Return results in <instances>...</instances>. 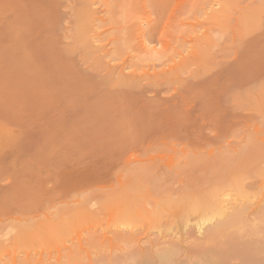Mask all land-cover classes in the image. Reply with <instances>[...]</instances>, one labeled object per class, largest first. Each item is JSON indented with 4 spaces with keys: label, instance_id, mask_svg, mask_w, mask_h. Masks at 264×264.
Wrapping results in <instances>:
<instances>
[{
    "label": "rangeland",
    "instance_id": "374dc122",
    "mask_svg": "<svg viewBox=\"0 0 264 264\" xmlns=\"http://www.w3.org/2000/svg\"><path fill=\"white\" fill-rule=\"evenodd\" d=\"M259 2L86 1L101 20L88 32L94 34L89 40L94 53L82 57L79 51L66 55L67 10L51 0H28L34 15L28 31L16 38L12 0H0V210L18 204L39 208L45 202L52 213L67 206L127 208L126 216L118 210L111 216H77L64 225L65 232L60 227L58 237L69 241L84 237L92 226L119 222L144 237L169 234L176 218L187 229L199 222L206 227L217 219L208 205L219 195L229 207L264 208V10L255 16L251 11ZM102 51L106 56L99 63ZM104 64L136 76L141 87L108 96L102 87ZM191 80L198 86L188 88ZM180 94L194 102H182ZM195 164L205 168L200 186L193 188L200 196L192 200L200 202L188 200L180 211L161 199L155 207L160 212H152V198L164 188L141 177L156 171L172 176ZM58 237L37 240L54 239L41 248L56 251Z\"/></svg>",
    "mask_w": 264,
    "mask_h": 264
},
{
    "label": "bare ground",
    "instance_id": "6f19581e",
    "mask_svg": "<svg viewBox=\"0 0 264 264\" xmlns=\"http://www.w3.org/2000/svg\"><path fill=\"white\" fill-rule=\"evenodd\" d=\"M51 1L54 3V5L57 8H63L67 10V17L64 20L66 27L63 30V38L66 40H70L71 42L66 47L67 48L66 55L68 54L70 56L78 51H79L78 52L79 55H81L82 57L86 56L87 54L88 55L93 54L94 49L93 47H91V44L89 45V42H90L89 40L93 39L94 34L88 35V32L93 33L94 30L96 31V29H94L93 27L98 26L99 24H96V23L99 22L101 19H99L98 17V12L96 10L91 9L86 4V1H89L92 5L93 1L95 0H51ZM143 2L145 6L146 4L145 0H143ZM11 6H12L11 7L12 14L14 17V21H13L14 23H13L12 30H13L14 36L18 38L20 34L28 31L31 17L34 14L32 13L33 14L32 15L30 13L28 0H12ZM250 8L253 9V7H250ZM3 9H4L3 5L0 4V14L4 12ZM263 10H264V0H260L259 5L254 7V9L251 11L253 12V15L254 14L259 15ZM218 14L217 16L219 17ZM247 18L249 19V17ZM95 35H97V33ZM102 52L103 54H100L101 56H99L100 58L99 60H101V58L106 56L105 55L106 53L104 51ZM94 58L96 59V57ZM100 62L102 63V60L99 61V63ZM105 67H107V65ZM111 68L109 66L107 67V72H106L107 75H105L104 73L105 77H103L104 82L102 83V87L108 96H113L115 93H118V92L120 93V92L126 91L125 93H129L131 90L134 91L141 87L140 80L136 76L132 74H131L132 76L122 74L123 71L116 73L114 72L115 69L112 70L113 68L112 69ZM191 81L193 82L188 83L187 85L188 88L191 85H195L198 82V80H195V81L191 80ZM182 83H185V82H182ZM153 84L158 85L156 84V82H153ZM101 88L99 87V89ZM190 91H193V90L190 89ZM262 92H264V88L262 89ZM119 93L117 95H119ZM192 93L194 94V92ZM123 96H124V93H123ZM184 96L182 95V102L186 101V99L189 100L191 98V97L186 98ZM189 96L193 97V95H189ZM112 98H114V96ZM99 99L101 100V98ZM102 99L105 101V98H102ZM179 99L181 98L179 97ZM191 99H194V98H191ZM100 100H99V103L103 101V100L102 101ZM106 100L110 102L109 101L110 98ZM192 101L189 100L190 103ZM108 102L104 104H110ZM102 107H104L103 104H102ZM119 120H122V119H119ZM122 121H124L123 123L125 124L127 122L126 120H122ZM119 122L120 121H118V124L120 126ZM125 124H123V127L126 125L128 127V124L126 125ZM123 130L124 128L121 131ZM124 134H126L127 136V132ZM203 168L202 166L195 164L193 165V168L187 169L183 173H175L173 174L174 176L165 174V172H162V171L161 172L156 171L152 173V175L150 173L149 176L147 174H146L147 176L143 175L144 177H141L142 181H148V182L150 181V183L155 182L157 186L160 185V186H163L164 188V192L159 191V193L163 195L155 196L154 198H152L153 199L152 212L153 211L154 213L156 211L157 213L160 212L159 211L160 208L158 207L159 210L158 209L156 210L155 207H157L161 199L164 200L165 203L161 200L164 203V205H166L167 201L170 202V205L172 203L176 204L177 208L180 211L182 209H186L187 206L190 205L186 203H190L193 201H194L193 203H195V200H198V197L200 196L199 195L200 191H198L199 194L198 192L197 194L194 192L197 191L196 189H198V187L200 186L197 183V180L199 179L198 180L199 182L200 180H202L201 177L204 175L203 173L205 169ZM213 178L214 177H211L210 179H213ZM134 179H136V177ZM175 181L177 184L176 188L170 187L172 183H175ZM150 185L148 183V186ZM197 185L199 186L197 187ZM161 188L159 189L161 190ZM193 188H196V189L194 190ZM126 191L128 193V190ZM210 194H207V195H210ZM196 195L197 196L199 195V196L194 197V199L192 200L193 198L192 196H196ZM35 197L36 196H34V199ZM92 197H94V195ZM128 197L130 196L128 195ZM38 198H40V196L37 197V199ZM51 198H52V194H51ZM64 198L66 199V197ZM218 198L217 199L215 198V201L212 200V203L209 202L211 201V199L207 200L209 202V205L208 203L207 205L212 208L210 209L211 211L212 210L214 211V212L212 211L214 215L216 213L217 219L211 222L210 224L208 223L209 225H207L206 227H203L201 224H199L200 223L199 222L196 224L193 223L195 225L192 226L193 225L192 224L191 225L192 228L190 226V229L188 228L189 229L188 230L187 226L185 225L181 227L176 222L178 220L176 218V221H175L176 226L172 223L174 227L170 226V228H168V232L171 231L169 234H166L167 233L166 230L165 231L163 230L165 234H162L164 232L161 231L160 234L159 232H157L158 234L154 237H152L153 235L152 236L145 235L144 237V235L142 234V232H140V230H138V228L128 229L126 227L121 226L123 225L121 222H119V224H121L119 226L114 225L113 227H111L112 226L111 225L110 226L111 229L110 227L108 228L106 227V225H103L101 223L105 227H102V225L101 226L99 225V227L92 226V229L90 228L91 230L87 228L88 231H86L87 233H85L86 235L84 237L82 238L78 237L77 239L71 238V240L69 241L65 240L66 239L65 236H64L65 239L58 237V235L62 231L60 227H62L65 232L64 225L65 224L67 225L68 222H71L77 216H80V215H81L80 219L83 218V216L90 217V218L91 217L97 218L98 216L103 217L105 214L111 216L118 210L117 207L116 208L114 207L116 209L114 211L112 210V208L109 210H107L108 208L106 210H102V209L95 210L93 208L94 211H88L87 207H86L87 208L86 210L83 207H82L83 209L82 208L81 209H75V208L70 209L67 206V208H60L59 210H57L56 213H54L55 211L52 213L53 210L50 211L51 205L50 206L47 205L46 202L39 208L37 207L32 208V207L23 206L20 204H18V206L15 205L16 207L15 206L13 207L12 205V208H10L11 206L9 205L10 207H7V208L4 207V208H1L0 210V264H264V208L259 207L260 205L251 207L243 203L234 204L229 207L227 206L228 202H226L225 200H222V197H220V195ZM203 199L204 198H202L201 201ZM188 200L190 202H188ZM62 202L63 201L61 202L58 201V203H62ZM136 202L138 203V201ZM198 202H200V200H198ZM203 202L206 203V201L204 200ZM145 203H148V202H145ZM66 204L69 205L68 203ZM150 205L152 206V204ZM151 206H150V209H151ZM191 206L193 207L195 205L191 204ZM126 210H122V211L126 213L127 212ZM132 210H134L133 207H132ZM161 210H162V206H161ZM179 210L177 211V209H175V212L177 211L176 213H178ZM122 211L118 210L117 213L122 215L123 214ZM174 214L175 213L170 214V216L172 215L173 219H174V216L178 215V214L177 215H174ZM254 214H256V216L258 214V216H257V219L254 218L253 220ZM126 215L127 213L125 214V216ZM163 218H166V216H163ZM168 220L170 224L171 218L170 219L168 218ZM94 223L95 222H93L92 224ZM160 225L162 226V229L163 227H165V225L164 226L162 224ZM96 226H98V223ZM136 226L137 225H134V227ZM161 226L160 227L158 226V227L161 228ZM166 229H167V226H166ZM195 233L197 234V236L195 235L196 237L193 236ZM55 237H58L57 242L60 243L59 246L61 247H59L57 243L56 245L58 248H60V250H56V251L53 250L54 251L53 252L49 248L48 249L41 248V247H45L44 244L49 245L51 243L52 245L53 244L52 242L56 240ZM40 238H45V239L49 238L48 240H50V238H55V240L51 239L53 241H49V244H48V241H42V242L40 241L42 243L41 245L43 246H38L40 242L37 239H40ZM188 238H192V240L188 242L187 241ZM50 247L53 248L52 246Z\"/></svg>",
    "mask_w": 264,
    "mask_h": 264
}]
</instances>
